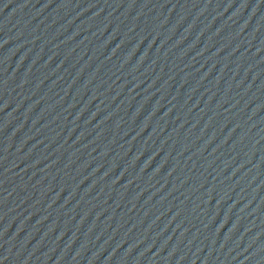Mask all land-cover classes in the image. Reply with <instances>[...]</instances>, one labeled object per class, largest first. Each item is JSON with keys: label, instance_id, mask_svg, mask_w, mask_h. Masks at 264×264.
Listing matches in <instances>:
<instances>
[{"label": "water", "instance_id": "1", "mask_svg": "<svg viewBox=\"0 0 264 264\" xmlns=\"http://www.w3.org/2000/svg\"><path fill=\"white\" fill-rule=\"evenodd\" d=\"M0 264H264V0H0Z\"/></svg>", "mask_w": 264, "mask_h": 264}]
</instances>
